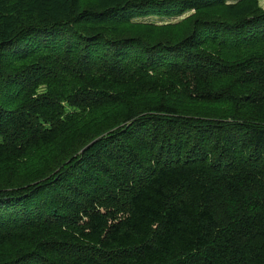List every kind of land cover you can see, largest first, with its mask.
Instances as JSON below:
<instances>
[{
  "label": "trees",
  "instance_id": "obj_1",
  "mask_svg": "<svg viewBox=\"0 0 264 264\" xmlns=\"http://www.w3.org/2000/svg\"><path fill=\"white\" fill-rule=\"evenodd\" d=\"M259 1L0 0V264H264Z\"/></svg>",
  "mask_w": 264,
  "mask_h": 264
},
{
  "label": "rangeland",
  "instance_id": "obj_2",
  "mask_svg": "<svg viewBox=\"0 0 264 264\" xmlns=\"http://www.w3.org/2000/svg\"><path fill=\"white\" fill-rule=\"evenodd\" d=\"M260 6L264 8V0L259 1ZM179 17H172V18H158V17H147V18H139L136 21H142V22H154V23H163V22H173L178 20Z\"/></svg>",
  "mask_w": 264,
  "mask_h": 264
},
{
  "label": "water",
  "instance_id": "obj_3",
  "mask_svg": "<svg viewBox=\"0 0 264 264\" xmlns=\"http://www.w3.org/2000/svg\"><path fill=\"white\" fill-rule=\"evenodd\" d=\"M90 144H91V143H90ZM90 144L86 145V146L84 147V149H86ZM84 149H82V151H83Z\"/></svg>",
  "mask_w": 264,
  "mask_h": 264
}]
</instances>
